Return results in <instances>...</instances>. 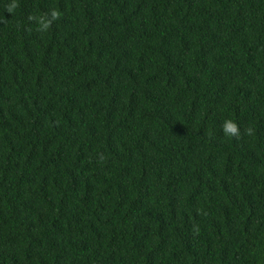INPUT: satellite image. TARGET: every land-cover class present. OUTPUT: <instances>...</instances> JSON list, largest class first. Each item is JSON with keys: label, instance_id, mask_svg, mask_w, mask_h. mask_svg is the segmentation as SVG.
I'll return each instance as SVG.
<instances>
[{"label": "trees", "instance_id": "1", "mask_svg": "<svg viewBox=\"0 0 264 264\" xmlns=\"http://www.w3.org/2000/svg\"><path fill=\"white\" fill-rule=\"evenodd\" d=\"M0 264H264V0H0Z\"/></svg>", "mask_w": 264, "mask_h": 264}, {"label": "clouds", "instance_id": "2", "mask_svg": "<svg viewBox=\"0 0 264 264\" xmlns=\"http://www.w3.org/2000/svg\"><path fill=\"white\" fill-rule=\"evenodd\" d=\"M13 7H15V5H13ZM9 11H11V9H9ZM57 16V14L55 12L52 13V17L53 19H55ZM49 27V22H45V21H41V30H47V28ZM222 131L225 134V136L228 137H236L239 135V125L236 121H234L233 119H225L223 121V125H222Z\"/></svg>", "mask_w": 264, "mask_h": 264}]
</instances>
